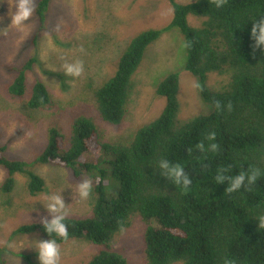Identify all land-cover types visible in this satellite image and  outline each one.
<instances>
[{
  "label": "trees",
  "instance_id": "trees-1",
  "mask_svg": "<svg viewBox=\"0 0 264 264\" xmlns=\"http://www.w3.org/2000/svg\"><path fill=\"white\" fill-rule=\"evenodd\" d=\"M51 1L36 4L34 13L40 24ZM167 1L173 8L168 29H178L185 42V71L199 80L200 98L212 112L179 120V76L170 73L155 88V94L166 100L162 113L138 127L124 143L102 142L94 122L82 116L73 119L68 139L51 128L33 164L64 167L77 178L91 175L97 165L105 171L92 178L89 216L65 217L67 239L47 235L44 222L22 225L15 234H37L56 240L58 246L84 241L99 247L86 264H129L113 244L139 218L144 225V264H264V228L257 222L264 216V53L253 48L249 38L252 22L259 23L257 15L264 14V0H220V7L218 0L185 5ZM189 16L200 19V26L191 28ZM163 31L148 29L134 36L114 74L94 91L97 113L104 123L117 127L124 120L133 77L146 50ZM36 63L34 57L27 59L6 85L10 98L27 97L30 110L50 104L42 82L35 81L28 92L27 73ZM210 73L228 75L229 83L211 90L206 85ZM162 160L183 167L191 182L187 190L163 174L158 167ZM31 165L8 158L6 147L0 145V167L6 172L0 192L10 194L14 176L20 174L29 196L41 194L45 182ZM221 169L228 177L253 169L259 175L253 184L229 194L227 181H215ZM106 171L112 182L110 191Z\"/></svg>",
  "mask_w": 264,
  "mask_h": 264
},
{
  "label": "rangeland",
  "instance_id": "rangeland-1",
  "mask_svg": "<svg viewBox=\"0 0 264 264\" xmlns=\"http://www.w3.org/2000/svg\"><path fill=\"white\" fill-rule=\"evenodd\" d=\"M38 1L34 0L28 20L17 25L11 23L17 0H0V145L6 147L8 158L32 164L33 172L45 182L44 191L32 197L26 191L25 177L16 174L13 191L8 195L0 192V264H28L27 258L39 263L34 247L46 239L37 234L17 235L15 231L22 225L53 218L44 207L46 194L62 198L65 217L90 214L92 178L99 177L105 168L97 165L91 175L77 178L64 167L33 164L44 150L51 128L59 129L68 139L73 119L82 116L94 122L102 142L124 143L138 127L162 113L166 100L155 94V88L170 73L179 76V120L212 112V107L200 98L199 80L185 71V42L179 30L168 29L173 8L167 0H52L43 24L34 13ZM174 1L185 5L197 0ZM187 22L197 28L201 20L189 16ZM148 29L164 31L148 47L133 77L124 120L117 127L108 125L98 116L94 91L114 74L130 40ZM30 57L37 63L27 73L28 92L35 81L45 85L50 104L44 109L30 110L26 107L27 97L15 100L6 92L16 70ZM75 62L82 64L81 74L66 75L63 65ZM228 83V75H207L206 85L213 91ZM87 159L93 160L92 156ZM106 173L110 191L112 182ZM5 177L0 167V186ZM85 179L91 181V193L81 200L77 185ZM143 231L144 225L135 218L114 241L113 249L121 252L129 264H144ZM99 251V247L84 241L68 242L59 246L58 264H86Z\"/></svg>",
  "mask_w": 264,
  "mask_h": 264
},
{
  "label": "clouds",
  "instance_id": "clouds-1",
  "mask_svg": "<svg viewBox=\"0 0 264 264\" xmlns=\"http://www.w3.org/2000/svg\"><path fill=\"white\" fill-rule=\"evenodd\" d=\"M34 0H17L15 5V13L11 15L12 24H22L27 21L32 15ZM220 0L217 2V7H220ZM259 23L253 21V18L249 21H253L249 31V38L253 41V48H258L264 53V14H258ZM82 64L75 62L71 64H64L63 71L66 75L73 77L79 76L82 72ZM213 147H215L213 145ZM158 167L162 170L163 174L175 185L181 186L187 190L190 185V180L184 174V169L180 164H169L167 161H160ZM225 170H218L215 175L216 183H223L227 181L226 192L233 193L242 188V186L253 184L259 173L253 169L249 173H243L228 177L222 173ZM78 196L81 200L87 199L91 193V181L88 179L83 180L77 185ZM46 206H44L48 213L52 214L53 218L43 223V231L49 234H55L56 236L67 239L68 226L65 224V206L62 202V198L57 194H46L45 197ZM258 225L264 228V216L258 218ZM39 264H58L59 261V246L54 239H47L36 242L34 247Z\"/></svg>",
  "mask_w": 264,
  "mask_h": 264
}]
</instances>
